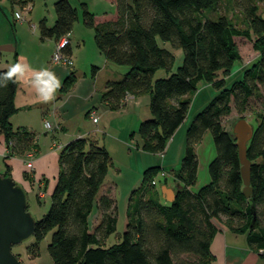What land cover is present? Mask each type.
I'll list each match as a JSON object with an SVG mask.
<instances>
[{"label": "trees", "instance_id": "16d2710c", "mask_svg": "<svg viewBox=\"0 0 264 264\" xmlns=\"http://www.w3.org/2000/svg\"><path fill=\"white\" fill-rule=\"evenodd\" d=\"M22 9L26 0H10ZM239 10L242 20L234 22L226 15L216 18L207 13L224 0H114L117 16L98 21L82 2L84 24L94 30L95 42L111 64L127 66L128 72L105 85L102 102L112 111L125 105L128 95H149L151 117L140 123L142 149L163 154L169 141L185 121L190 96L201 81L214 85L219 93L198 113L187 130L186 148L181 166L174 171L180 188L173 203H167L157 186L160 166L147 169L142 182L129 197L127 227L122 242L105 248L117 228L115 200L104 190L112 157L103 145L88 138L69 142L60 153V172L51 195V206L37 221L33 235L32 257L40 255V244L51 234L47 250L53 264H215L211 251L217 233L215 220L226 216V224L237 233L247 234L253 250L264 253V114L259 115L253 139L248 145L252 161L253 193H243L241 163L233 133L223 120L233 109L245 113L253 97H261L264 87V17L259 2L264 0H225ZM56 20L39 23L41 38L56 42L72 33L78 18L69 0L54 4ZM240 21V22H239ZM245 38L259 53L240 81L226 87L241 54L236 38ZM170 43L182 49V65L173 72V52L158 43ZM72 56L71 43L63 48ZM97 67H93L95 71ZM165 70L167 77L154 80ZM6 69H0V73ZM223 77L219 78V73ZM77 77L71 72L61 90L66 93ZM17 80L0 84V136L6 143L4 159L25 157L36 151L35 134L15 129L10 121L17 111ZM89 112L87 113V116ZM210 131L217 155L209 164L211 182L199 191L197 146ZM139 148V144L132 136ZM166 173V172H165ZM9 175V170L4 174ZM167 173L163 183H167ZM105 192H102V191ZM256 212L255 229H250ZM95 209L100 217L94 229L90 219Z\"/></svg>", "mask_w": 264, "mask_h": 264}, {"label": "crops", "instance_id": "0c3cea01", "mask_svg": "<svg viewBox=\"0 0 264 264\" xmlns=\"http://www.w3.org/2000/svg\"><path fill=\"white\" fill-rule=\"evenodd\" d=\"M100 1H107L116 9L114 0ZM115 15L116 13L112 17ZM46 22L48 24L47 20ZM8 23L7 30L10 29L8 39L0 42V69L7 70L18 59L28 63L32 68L47 67L56 73L60 80V87L50 99L45 101L36 94L31 85V71L17 80L18 87L15 95L17 111L12 115L10 121L15 129L23 128L35 134L38 147L35 152L25 157L15 156L5 160L7 143L4 137L0 136V173L5 174L9 170V175L17 184L23 186L27 193L37 188L39 193L41 191L51 198L58 182L59 158L64 146L81 137L98 142L100 134H103V146L108 148L105 143L109 136L106 134L124 130L132 125V121L134 122L133 126L140 125L143 120L151 117V98L148 94L139 97L133 96L131 105L127 104L118 111H112L107 104L102 102L101 98L107 81L119 79V77H115L118 70L113 68L115 72L112 70L111 73L106 72L110 62L101 56L99 49L98 52L97 48L91 46L90 57L82 63L76 51L80 52L85 49V45L82 47L81 42L71 39L74 66L54 65L50 63V59L57 47L55 39H43L40 35L36 36V30L33 31L26 24L21 23L17 29H14L13 23L9 21ZM73 44H77L76 49L73 48ZM4 53L9 55L4 57ZM93 67H97V69L93 71ZM71 72L75 73L77 80L73 87L64 93L61 88ZM90 111L96 112L97 122H94L90 115L87 116ZM45 120L52 122L57 126V129H46ZM184 122L162 154L165 158L169 157L176 148H178L177 155L179 154L183 158L185 142L183 145L182 143L181 145L176 144V135L184 126ZM132 143L135 142L130 138L129 146ZM136 145L135 143L134 148L138 150ZM29 158L32 161V170H29L27 166ZM163 164L159 166L167 171ZM173 181L171 185L168 183L166 185L174 188L178 182L174 178ZM110 189H112L111 186L105 191ZM97 210L100 217L99 209ZM215 224L217 233L211 245V251L216 258L215 264H258L259 257H264L263 252L255 251L249 243L248 246L244 241L239 240V235H244L247 240V234L237 233L226 223H218V219L215 220Z\"/></svg>", "mask_w": 264, "mask_h": 264}, {"label": "rangeland", "instance_id": "374dc122", "mask_svg": "<svg viewBox=\"0 0 264 264\" xmlns=\"http://www.w3.org/2000/svg\"><path fill=\"white\" fill-rule=\"evenodd\" d=\"M28 4L31 6V11L24 10L22 7L18 5H13L10 0H0V42L7 41L10 29L7 30L10 23H13V28L17 29L18 25L21 24L19 20L16 19V12H19L23 15L25 22L28 28L30 27L29 23L36 24V36L40 35L39 30V21L42 19H46L48 21V25H53L56 20V12L54 4L58 0H26ZM74 8L77 9L78 18L74 25V30L71 35V39L81 42L82 47L85 45V49H82L78 52L79 60L82 63L88 60L91 55V46L92 48H97L95 42V33L93 29L88 28L84 24V10L82 6V2H86L89 5V11L95 15V19L98 21L115 18L117 16V10L111 6L107 1L100 0H69ZM263 17H264V4L259 2ZM116 15L114 17L113 14ZM208 17L216 18L219 15H226L231 18L234 22L237 20H242L241 12L235 8H233L230 4L224 2L219 5V7L207 13ZM239 21V22H240ZM31 28V27H30ZM85 41V42H84ZM158 43L165 48L169 49L173 52L175 56V65L173 68V72H176L177 68L182 65L183 62V50L182 49H174L170 43H164L161 39L158 38ZM236 43L239 47V51L241 54L240 60L236 61L232 73L226 78V87H230L234 82L240 81L243 78L244 71L253 65L259 58V53L256 52L253 48V44L246 40L245 38H236ZM73 48H77V44H73ZM99 52V50H98ZM9 55L8 53H4V57ZM103 58L104 55L101 53ZM11 59V57H10ZM5 62V58L3 59ZM107 73H111L113 68L118 70L116 72L115 77H119L121 79L127 73V66H119L111 64L108 65ZM115 72V71H113ZM121 73V74H117ZM168 74L165 70H160L154 77V80L161 79L167 77ZM219 78H222L223 75L220 72L218 75ZM219 93V90L212 84L201 81L196 91L190 96V107L186 117V123L184 122V126L178 131L176 135V144H180L185 142L186 148V135L189 126L191 125L194 117L200 113L208 103ZM133 95H128L125 101V105L132 104L131 99ZM129 110V109H128ZM132 112V110H131ZM264 114V87L261 88V97H253L250 100L248 110L243 114H238L235 109H233L232 113L225 117L223 120V124L225 128L233 133V128L235 123L241 119L245 118L250 123H252L255 127L260 122L259 115ZM133 115V114H132ZM130 127H126L124 130L109 132L108 139L106 141L107 149L112 157V164L109 169L108 175L105 179L104 190L107 188H111L109 192L115 200V216L117 218V228L116 231L105 240L104 247L109 248L115 244L121 243L123 234L127 227V207L129 202V197L131 192L140 186L144 172L155 166L162 165L164 166L165 172L167 173V183L172 184L174 176V171L178 170L181 166L182 157L177 155L176 148L175 151L172 152L169 157L165 158L162 154H154L149 151H145L142 149V139L139 134L140 125L136 124ZM179 129V128H178ZM134 137L139 144V149L134 148L135 143L130 144L129 140L131 137ZM100 145H104L103 143V134H100V140H98ZM185 152V151H184ZM197 155L199 160L198 167V179L197 183L192 187L193 191H199L202 187L206 186L211 182V177L209 174V164L216 157L217 151L215 147V143L213 141V137L210 131H207L202 139V141L197 146ZM30 158L28 159V161ZM166 161V162H165ZM164 176L162 172L157 176V186L158 189L161 190V186L166 185L163 183ZM102 192H105V191ZM45 193V189L43 188ZM42 191V192H43ZM28 198V210L36 219L39 221L44 217V215L48 212L51 206V198L46 196V194L39 193V190L35 188L33 191L27 193ZM98 210L96 209L91 216L90 224L91 228L97 224L98 221ZM226 216L218 219V223L224 224L226 223ZM239 240L241 242H245L248 245V240L244 235H239ZM51 241V234L47 235L46 238L40 244V255L36 258L32 257L30 254L31 249L34 248V239L30 238L19 245H15L12 247V252L18 256L23 264H53V261L48 253L47 247ZM249 246V245H248ZM259 250L258 252H261ZM262 253V252H261ZM264 264V257H259V263Z\"/></svg>", "mask_w": 264, "mask_h": 264}, {"label": "water", "instance_id": "95a60500", "mask_svg": "<svg viewBox=\"0 0 264 264\" xmlns=\"http://www.w3.org/2000/svg\"><path fill=\"white\" fill-rule=\"evenodd\" d=\"M255 131L256 127L245 118L239 119L233 128L241 163L243 193L247 198L253 193L252 161L248 158L247 152ZM179 188V184L174 188L163 185L161 193L165 202L173 203ZM252 209L254 217L250 229H255L257 216L253 207ZM36 223V219L28 210L26 190L17 184L13 177L0 173V264H23L12 252V247L32 238Z\"/></svg>", "mask_w": 264, "mask_h": 264}, {"label": "clouds", "instance_id": "9594fccd", "mask_svg": "<svg viewBox=\"0 0 264 264\" xmlns=\"http://www.w3.org/2000/svg\"><path fill=\"white\" fill-rule=\"evenodd\" d=\"M29 71L32 73L30 82L36 94L45 101L50 99L60 87V80L56 73L47 67L32 68L28 63L18 59L5 72L0 73V84L19 80Z\"/></svg>", "mask_w": 264, "mask_h": 264}, {"label": "built area", "instance_id": "2783aa9c", "mask_svg": "<svg viewBox=\"0 0 264 264\" xmlns=\"http://www.w3.org/2000/svg\"><path fill=\"white\" fill-rule=\"evenodd\" d=\"M23 9L31 11L30 4H27ZM15 14H16V19L19 20L21 23L26 21V20H24L23 15H21L19 12H16ZM29 24H30V27L33 31H35L37 29L35 23H29ZM71 35H72V33H69V34L65 35L64 37H62L59 40V42H57L56 50L50 59L51 64L62 65V66H66V67H73L74 66V60H73L72 56L67 55L63 51L64 46L69 42L71 43ZM89 115L92 117L94 122L98 121V117L96 116L95 111H90ZM44 124H45L46 129H48V130L57 129V126L52 124V122H50L48 120H45ZM27 166H28L29 170L33 169L31 160L27 161ZM162 175L165 176L166 173L163 172ZM261 252H263V251H261Z\"/></svg>", "mask_w": 264, "mask_h": 264}]
</instances>
